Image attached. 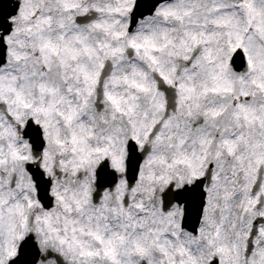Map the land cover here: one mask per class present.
Instances as JSON below:
<instances>
[{
	"label": "snow or ice",
	"instance_id": "obj_1",
	"mask_svg": "<svg viewBox=\"0 0 264 264\" xmlns=\"http://www.w3.org/2000/svg\"><path fill=\"white\" fill-rule=\"evenodd\" d=\"M0 264H264V0H0Z\"/></svg>",
	"mask_w": 264,
	"mask_h": 264
}]
</instances>
